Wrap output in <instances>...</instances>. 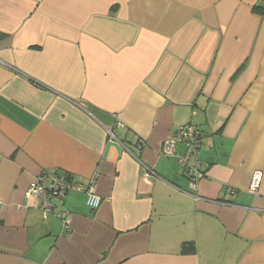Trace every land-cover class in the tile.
Wrapping results in <instances>:
<instances>
[{"label": "crops", "instance_id": "crops-1", "mask_svg": "<svg viewBox=\"0 0 264 264\" xmlns=\"http://www.w3.org/2000/svg\"><path fill=\"white\" fill-rule=\"evenodd\" d=\"M260 1L0 0V264H264ZM189 124L196 184L163 154ZM44 172L101 207L46 217Z\"/></svg>", "mask_w": 264, "mask_h": 264}, {"label": "built area", "instance_id": "built-area-1", "mask_svg": "<svg viewBox=\"0 0 264 264\" xmlns=\"http://www.w3.org/2000/svg\"><path fill=\"white\" fill-rule=\"evenodd\" d=\"M177 144H183L185 154L179 158L181 165L187 173L191 182L196 184L202 179L205 174L200 157L201 135L193 125H184L179 128L176 136L169 139L163 146V154L167 157H175V147ZM263 181V173L257 171L249 188V192L253 195L259 193ZM94 182L89 183L73 182L59 177L57 174L44 172L37 176L33 183L28 188L26 198H35L41 201V209L47 217L54 214L55 200H62L68 193L75 192L86 195V204L91 211H96L101 207L102 199L93 192ZM70 214L67 209L57 213V217L63 220L64 228H67V223L64 222L66 216ZM68 238L71 234L66 235Z\"/></svg>", "mask_w": 264, "mask_h": 264}, {"label": "trees", "instance_id": "trees-1", "mask_svg": "<svg viewBox=\"0 0 264 264\" xmlns=\"http://www.w3.org/2000/svg\"><path fill=\"white\" fill-rule=\"evenodd\" d=\"M253 11L259 15L264 16V0H261L257 5H255ZM190 248H194V245L193 244H189L188 246L186 245L183 249V252H187L188 250H190Z\"/></svg>", "mask_w": 264, "mask_h": 264}]
</instances>
